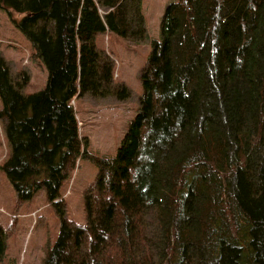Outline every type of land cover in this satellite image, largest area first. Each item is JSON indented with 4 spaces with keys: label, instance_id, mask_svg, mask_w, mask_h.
Listing matches in <instances>:
<instances>
[{
    "label": "trees",
    "instance_id": "1",
    "mask_svg": "<svg viewBox=\"0 0 264 264\" xmlns=\"http://www.w3.org/2000/svg\"><path fill=\"white\" fill-rule=\"evenodd\" d=\"M142 0H0L46 67L23 89L0 58L4 165L23 203L62 189L78 164L88 224L62 214L42 264H264V0H177L141 73L144 95L114 158L90 154L72 102L128 97L98 37L147 39ZM1 246V240H0ZM243 261V262H242Z\"/></svg>",
    "mask_w": 264,
    "mask_h": 264
},
{
    "label": "rangeland",
    "instance_id": "2",
    "mask_svg": "<svg viewBox=\"0 0 264 264\" xmlns=\"http://www.w3.org/2000/svg\"><path fill=\"white\" fill-rule=\"evenodd\" d=\"M176 1H141L148 37L145 41L129 43L109 32L98 37L99 49L114 63V83L124 86L128 97L85 95L72 102L80 137L88 143L90 154L116 156L127 128L141 107L144 95L141 73L153 50L151 41H162L165 12ZM22 18L21 14L0 8V58L6 62L13 82L21 83L23 73L28 76L29 84L23 91L34 94L45 88L47 69L31 57L32 46L17 28ZM2 109L0 99V111ZM11 155L12 149L0 120V264H42L48 248H53L59 239L62 214L76 224H88L84 193L96 180L98 168L89 160L78 164L71 181H66L62 189L64 207L51 203L45 190L21 203L4 172Z\"/></svg>",
    "mask_w": 264,
    "mask_h": 264
},
{
    "label": "bare ground",
    "instance_id": "3",
    "mask_svg": "<svg viewBox=\"0 0 264 264\" xmlns=\"http://www.w3.org/2000/svg\"><path fill=\"white\" fill-rule=\"evenodd\" d=\"M16 214V213H15ZM243 262V261H242Z\"/></svg>",
    "mask_w": 264,
    "mask_h": 264
}]
</instances>
